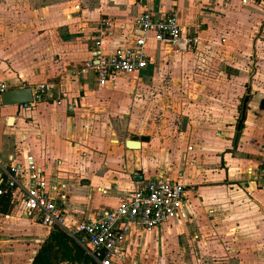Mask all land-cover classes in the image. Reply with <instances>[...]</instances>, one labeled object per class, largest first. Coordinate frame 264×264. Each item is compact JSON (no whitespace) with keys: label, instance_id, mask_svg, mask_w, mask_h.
Instances as JSON below:
<instances>
[{"label":"crops","instance_id":"obj_1","mask_svg":"<svg viewBox=\"0 0 264 264\" xmlns=\"http://www.w3.org/2000/svg\"><path fill=\"white\" fill-rule=\"evenodd\" d=\"M84 1L87 7L78 16L76 6H57V0H0V81L7 89L49 86L41 101L29 107L4 106L0 94V162L23 170L19 186L0 204V264H26L28 248L35 243V255L51 231L15 206L28 185L24 166L29 155L47 179L64 185L65 231L118 207L137 180L163 176L177 181L183 174L188 218L150 230L133 225L126 235L123 264H264L259 150L264 99L255 104L248 87L240 130L244 98L238 120L235 110L207 106V111L204 105L191 120L176 116L182 109H174L175 99L187 101L192 91L186 90L188 82L199 76L197 64L202 61L196 54L201 41L177 51L148 40L147 68L99 86L93 69L82 70L93 58L95 39L103 36L104 51L110 53L132 46L135 36L142 35L136 28L133 32L132 24L141 13L175 9L183 23L181 13L191 9L187 0H179L181 7L178 0H108L105 6L103 0L99 6L96 0ZM106 19L115 23L112 35L105 32ZM183 25L200 40L198 26ZM260 33L255 50L252 44L255 59ZM157 104L163 108L159 122Z\"/></svg>","mask_w":264,"mask_h":264},{"label":"built area","instance_id":"obj_2","mask_svg":"<svg viewBox=\"0 0 264 264\" xmlns=\"http://www.w3.org/2000/svg\"><path fill=\"white\" fill-rule=\"evenodd\" d=\"M114 24L110 19L105 20L107 35L114 34ZM132 24L133 32L135 28L142 31V35L135 36L132 46L120 47L106 53V39L99 36L96 40L93 58L85 63L82 70L93 69L97 74L99 86H107L120 76H136L147 68L148 40L164 42L177 51H186L200 43L198 37L187 31L175 9L167 12L145 11L134 19ZM119 26L125 28L124 25ZM5 90L6 84L0 81V94ZM48 90L49 86L45 83L37 85L32 89L33 101L22 105L29 107L41 101L43 94ZM259 150L260 175L264 179V139L259 144ZM24 167L28 171V185L24 188L23 197L17 201L16 208L32 221L51 228L59 226L65 229L68 200L64 185L47 179L31 155L27 156ZM22 172L20 165H4L0 162V196L19 186ZM182 176L183 174L177 181L165 179L163 176L137 180L130 197L118 207L104 210L97 217L83 219L73 230H66L98 264H123L126 235L133 225L150 230L173 219L188 218V190L181 180Z\"/></svg>","mask_w":264,"mask_h":264},{"label":"rangeland","instance_id":"obj_3","mask_svg":"<svg viewBox=\"0 0 264 264\" xmlns=\"http://www.w3.org/2000/svg\"><path fill=\"white\" fill-rule=\"evenodd\" d=\"M17 1L22 4L25 1L29 2V0ZM45 1L48 2V0ZM99 1L96 0L98 6ZM107 1L103 0L102 5L105 6L110 2ZM182 1L184 2L185 0ZM187 1L191 11L189 12V9L186 10L184 8V15L181 10L179 11L182 15L183 23L188 29L192 25L198 26L201 45L200 49L197 50L196 56L202 62L197 64L199 65L197 66L199 67V76L197 78L193 76L186 87L187 91L192 90L189 91L190 94L188 99H186L187 101L181 99V97L175 99L176 105H173L174 109L178 110L179 105H181L182 109L180 112H176V116H183L187 120H191L195 117L196 108L204 105L203 109H207V111L211 110L206 108L207 106L223 107L228 112L235 110L238 120L242 100L248 94L249 86H251V98L255 96L257 99L254 102L255 104H259V98L264 99V0ZM177 3L181 7L179 0ZM63 5H70L72 9L80 10L76 12L78 16L81 15V10L87 7L84 0H57V6ZM174 7L178 8L177 6ZM85 18L87 19V17ZM89 18L95 19V17ZM75 23L77 22L75 21ZM258 33L260 35L256 43L255 53L257 61L254 64L252 44ZM215 60L220 61V64H214L213 61ZM228 62L235 65L226 66L222 64ZM196 80L198 82L195 85ZM193 85L195 86L194 88ZM159 104H157L156 109L160 113L155 115L158 122L163 117H161L163 108L159 109ZM182 112L184 114H181ZM35 226L42 228L38 224H35ZM34 246H36L35 243L28 248L27 258L24 263L28 264V259L30 257L31 259L34 258L35 255L32 253ZM38 248H35V250H38Z\"/></svg>","mask_w":264,"mask_h":264},{"label":"trees","instance_id":"obj_4","mask_svg":"<svg viewBox=\"0 0 264 264\" xmlns=\"http://www.w3.org/2000/svg\"><path fill=\"white\" fill-rule=\"evenodd\" d=\"M0 198V204L5 205L10 195ZM3 210H6V206ZM98 264L85 248L67 231L59 226L51 228L49 235L40 245L30 264Z\"/></svg>","mask_w":264,"mask_h":264},{"label":"water","instance_id":"obj_5","mask_svg":"<svg viewBox=\"0 0 264 264\" xmlns=\"http://www.w3.org/2000/svg\"><path fill=\"white\" fill-rule=\"evenodd\" d=\"M262 30V27L260 31ZM256 41V40H255ZM255 41L253 44L254 50H255ZM256 63V59L254 58V64ZM255 67V65H254ZM250 93V89L248 91ZM250 97L249 94H247L244 97L243 105H242V111H241V118L238 123V130L241 129L242 123L245 120L246 112H247V104ZM33 101V91L31 87H20V88H13V89H7L1 94V102L5 105H20L23 103H29ZM239 133L236 135V140L239 138ZM129 145H139V142L136 141H128Z\"/></svg>","mask_w":264,"mask_h":264}]
</instances>
